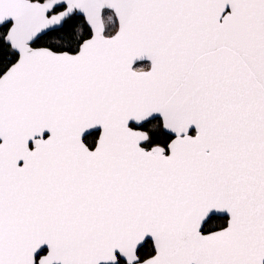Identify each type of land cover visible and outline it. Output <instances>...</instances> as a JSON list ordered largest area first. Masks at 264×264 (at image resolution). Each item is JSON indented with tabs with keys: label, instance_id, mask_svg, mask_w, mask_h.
Here are the masks:
<instances>
[{
	"label": "snow or ice",
	"instance_id": "6c2138e0",
	"mask_svg": "<svg viewBox=\"0 0 264 264\" xmlns=\"http://www.w3.org/2000/svg\"><path fill=\"white\" fill-rule=\"evenodd\" d=\"M0 264H264V0H0Z\"/></svg>",
	"mask_w": 264,
	"mask_h": 264
},
{
	"label": "flooded vegetation",
	"instance_id": "af4514ba",
	"mask_svg": "<svg viewBox=\"0 0 264 264\" xmlns=\"http://www.w3.org/2000/svg\"><path fill=\"white\" fill-rule=\"evenodd\" d=\"M142 63H147V62H142Z\"/></svg>",
	"mask_w": 264,
	"mask_h": 264
}]
</instances>
